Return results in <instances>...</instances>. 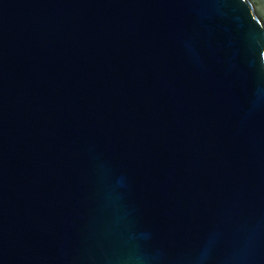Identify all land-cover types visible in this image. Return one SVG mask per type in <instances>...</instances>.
<instances>
[{"label": "water", "instance_id": "water-1", "mask_svg": "<svg viewBox=\"0 0 264 264\" xmlns=\"http://www.w3.org/2000/svg\"><path fill=\"white\" fill-rule=\"evenodd\" d=\"M0 264H264V0H0Z\"/></svg>", "mask_w": 264, "mask_h": 264}]
</instances>
